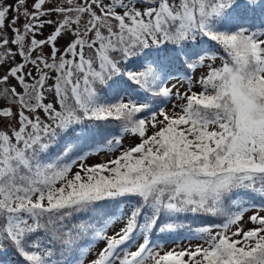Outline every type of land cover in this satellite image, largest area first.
<instances>
[{
  "label": "snow or ice",
  "instance_id": "obj_1",
  "mask_svg": "<svg viewBox=\"0 0 264 264\" xmlns=\"http://www.w3.org/2000/svg\"><path fill=\"white\" fill-rule=\"evenodd\" d=\"M0 264H264V0H0Z\"/></svg>",
  "mask_w": 264,
  "mask_h": 264
},
{
  "label": "rangeland",
  "instance_id": "obj_2",
  "mask_svg": "<svg viewBox=\"0 0 264 264\" xmlns=\"http://www.w3.org/2000/svg\"><path fill=\"white\" fill-rule=\"evenodd\" d=\"M175 83V81H173ZM181 90H183V88H181ZM169 109H171V104L168 105ZM134 142L136 141H133L132 139H126L125 140V144L126 145H131L133 144ZM109 158V155L108 154H104V153H101L100 155L98 156H93L90 158L89 160V163H97V162H102L106 159ZM247 219V218H246ZM245 227H251V224H246ZM185 243H187V241H185Z\"/></svg>",
  "mask_w": 264,
  "mask_h": 264
}]
</instances>
